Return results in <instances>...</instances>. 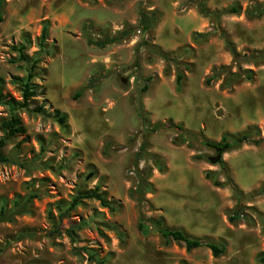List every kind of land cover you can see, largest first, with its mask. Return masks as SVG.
<instances>
[{"label": "rangeland", "instance_id": "1", "mask_svg": "<svg viewBox=\"0 0 264 264\" xmlns=\"http://www.w3.org/2000/svg\"><path fill=\"white\" fill-rule=\"evenodd\" d=\"M251 2L264 0H201L214 16L201 14L198 0H0L2 100H20L16 78L26 74L25 63L11 61L12 47L26 36V53L35 56L46 23L49 51L34 80L44 95L31 104H44L48 115L17 110L25 133L2 149L15 163L0 164V264H100L84 248L102 264H264V61L241 65L253 71L249 81L205 82L213 69L232 65L227 42L237 52L264 50V14L246 16ZM231 6L238 12L224 13ZM152 11L157 20L143 32L141 14ZM85 23L108 36L124 25L131 32L98 47ZM7 115L0 103V135ZM249 132L257 144L208 161L215 152L205 142ZM206 171L220 183L229 178L236 191L214 185ZM95 186L114 209L88 198L67 211L73 195ZM29 193L26 210L4 219ZM146 217L224 251H187Z\"/></svg>", "mask_w": 264, "mask_h": 264}, {"label": "trees", "instance_id": "2", "mask_svg": "<svg viewBox=\"0 0 264 264\" xmlns=\"http://www.w3.org/2000/svg\"><path fill=\"white\" fill-rule=\"evenodd\" d=\"M198 9L201 14H207V15H219L218 12H210L206 10L204 5L201 3V0H198ZM238 12V8L235 6H231L230 8H227L224 10V13H236ZM262 14H264V3H256L251 2L247 8L245 9V15L248 17H259ZM141 28L143 29V32H145V29L147 27L152 26L156 20H157V14L152 11L150 16L148 14H141ZM82 29L84 31L93 32L97 35H99V38L96 40H89V43L94 44L98 47H104L105 45L113 42H118L122 40L125 36L129 35L131 32V28L128 25H124L122 29L118 30L116 33H114L112 36H108L98 28H95L91 26L88 23L83 24ZM216 31V29H211L210 31L204 32L203 34H195L194 38H205L212 32ZM221 33V32H220ZM222 34V33H221ZM47 26L46 23L42 26L37 45L39 47L38 52L35 56H29L26 53V48L28 45V39L26 36L23 37L24 42L12 47V51L16 53V56L11 60L12 62H23L26 67V74L23 78H16V82L20 91V100L15 101L14 99H11L10 101H4L2 100L1 92H0V103L5 104L8 107V115L4 119L1 127V135H0V164L4 163H15L10 157L4 155L3 148L7 144V142L12 139L16 135H22L25 133V126L23 125L20 117L17 114V110L23 109L27 112L34 113V114H41V115H48L46 113V110H44V104H40L38 106L31 105L32 100L35 99L38 96L44 95V88H41V85L37 82H35V78L37 77V68L39 63L41 62V54L48 55L49 51L45 48V40L47 39ZM231 44L227 42V48L231 53V64L230 66H220L218 68H215L211 71L209 76L206 78L205 82L206 84L211 83L215 79L222 78L223 84L227 87H231L233 84H237L239 82H242L244 80H251L253 78V71L250 68H242V64H254L259 65L261 62L264 61V50L261 51H253V52H237L235 51L231 46ZM163 56L167 58L166 54L163 53ZM168 59V58H167ZM232 67L235 68V70L232 69ZM181 74H176V84L177 86L181 83ZM149 79V78H148ZM143 90L146 89V85L143 86ZM1 90V88H0ZM82 89L78 90L74 97H78ZM136 113L141 121H144V118L141 113V109L139 106L136 108ZM53 114L57 115L59 120H61L63 123L65 122V115L60 113L59 110L55 109L53 111ZM178 126H176L177 128ZM179 128V127H178ZM224 141L226 139H223ZM183 141V140H181ZM258 139L252 137L251 133H244L240 136H236L234 138H231L229 141H225L224 143H218L219 145L226 144L227 148L239 145L241 143H253L257 144ZM107 144V143H106ZM105 144V146H106ZM106 150H104V153ZM156 167L159 171H162V167L157 162ZM137 175L140 174V172H136ZM140 176V175H139ZM205 178L210 179L212 183L216 186L221 185H227L231 190L236 191L234 185L230 181L229 178L226 179L225 182L220 183L216 180L215 173L212 171H206L204 173ZM139 191H143L144 185H146L143 178L139 177ZM264 191V187H263ZM35 197L34 194L29 193L27 196L26 201L19 202L14 201L13 209L10 211L8 216L4 219L11 218V215H17L19 213H22L26 210L27 203L31 198ZM88 198H94L99 201V203L104 206L108 207L109 209H114V205H112L105 197V193L103 191H99L98 186H95L91 190L86 191H79L75 195H73L70 199V202L67 206V211L73 209L76 205H78L81 200L88 199ZM62 210L61 208H59ZM2 211V210H1ZM241 210L236 209L234 215H230L229 219L233 220L235 218H238L240 215ZM3 213L0 212V219H3ZM144 224L150 225L153 227L163 238L165 239H172L175 241H181L184 243L185 249L187 251H190L195 248L199 247H207L211 250L212 254L214 256L220 255L224 251V247L222 245H216L215 243L202 239V238H196V237H189L187 236L183 231L179 229H171L166 226L162 225L161 219H152L149 217H146L143 219ZM144 224L139 223V229L144 231L143 227ZM71 232V230H70ZM84 251L87 253L88 257L90 259H94L97 263L102 264L101 260H98L94 253L90 249L84 248ZM261 262L264 263V257L261 258ZM184 264V263H180Z\"/></svg>", "mask_w": 264, "mask_h": 264}, {"label": "water", "instance_id": "3", "mask_svg": "<svg viewBox=\"0 0 264 264\" xmlns=\"http://www.w3.org/2000/svg\"><path fill=\"white\" fill-rule=\"evenodd\" d=\"M205 145L212 148L215 152L214 155H208L207 159L211 164H217L221 161V156L222 153L225 151L227 148L226 144L219 145L218 143H210V142H205ZM89 175L87 176V178Z\"/></svg>", "mask_w": 264, "mask_h": 264}]
</instances>
